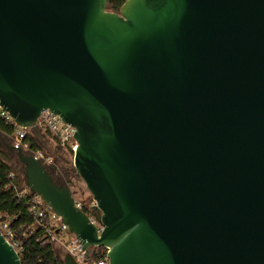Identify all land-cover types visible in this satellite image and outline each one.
I'll return each mask as SVG.
<instances>
[{
    "label": "water",
    "instance_id": "obj_1",
    "mask_svg": "<svg viewBox=\"0 0 264 264\" xmlns=\"http://www.w3.org/2000/svg\"><path fill=\"white\" fill-rule=\"evenodd\" d=\"M0 0V108L74 129L100 212L13 150L87 264H264V0ZM63 264H77L65 253ZM0 264H21L0 230Z\"/></svg>",
    "mask_w": 264,
    "mask_h": 264
},
{
    "label": "trees",
    "instance_id": "obj_2",
    "mask_svg": "<svg viewBox=\"0 0 264 264\" xmlns=\"http://www.w3.org/2000/svg\"><path fill=\"white\" fill-rule=\"evenodd\" d=\"M125 0H108L107 10L117 13ZM15 127L0 119V135L3 138H11ZM50 137L58 150H62L58 140L49 132L44 131ZM28 152H42L39 133L29 132L22 140ZM70 155H73L71 152ZM16 163L18 170L10 165ZM50 173V172H49ZM57 185H66L58 182L50 173ZM35 196L30 194L24 186V174L22 166L17 162L13 152L5 146L0 149V230L3 237L17 252L21 264H63L60 256L55 254L53 245L48 237L51 228L48 218L44 215L39 218L33 214ZM78 203V202H76ZM81 204V203H80ZM83 211L88 205H94L92 199L86 204H81ZM86 212V211H85ZM91 216L99 222L100 212L94 205ZM106 255V249L96 248L91 252V264H98Z\"/></svg>",
    "mask_w": 264,
    "mask_h": 264
},
{
    "label": "built area",
    "instance_id": "obj_3",
    "mask_svg": "<svg viewBox=\"0 0 264 264\" xmlns=\"http://www.w3.org/2000/svg\"><path fill=\"white\" fill-rule=\"evenodd\" d=\"M0 119H2L4 122L11 124L16 128L13 133V136L11 137L12 142L10 144L13 147L14 151L22 150L25 154L31 155L36 160L40 161L42 165L46 167L47 170L53 166V158L51 156H48L41 151L29 153L26 146L22 144V140L26 137V135L29 132L35 133L34 131L17 127L13 123L9 115L1 108ZM35 125L37 130V133L35 134H38L39 131L47 130L58 140V143L62 150L69 151L72 154L74 153L76 149V143L73 140L74 129L68 125H65L58 116L53 115L49 111H45L40 115ZM33 202L34 205H36L35 210H33V214L35 216H38L39 218H43L44 215H46L48 218V223H50L51 225V228L48 230V237L50 239L51 244H60L64 249V253L70 254L77 262V264H87L85 254L81 250L79 242L73 236L70 235V240L66 243L64 241H61V233H68L66 226L61 223V219L54 215L47 207H45L44 204L37 197ZM76 205L83 211V207L80 203H76ZM94 205L86 206V212H84L90 219L91 223L96 226L98 232H100L102 230L100 223L96 222L93 216H91V210ZM98 264H109L106 255L104 258L101 259Z\"/></svg>",
    "mask_w": 264,
    "mask_h": 264
},
{
    "label": "rangeland",
    "instance_id": "obj_4",
    "mask_svg": "<svg viewBox=\"0 0 264 264\" xmlns=\"http://www.w3.org/2000/svg\"><path fill=\"white\" fill-rule=\"evenodd\" d=\"M40 142L42 145V152L53 158V166L48 169L52 176L58 181L63 182L62 184L69 183L71 193L75 199V202L86 204L90 201L91 196L85 189L84 184L76 175L73 168V155H70L64 150H58L56 145L50 139L44 131H39ZM12 142L11 138H3L0 135V149H4L5 146H10ZM13 169L18 170L16 163L10 164ZM61 241L65 243L70 240V235L66 232H62ZM53 249L55 254L63 258L64 249L58 243H53Z\"/></svg>",
    "mask_w": 264,
    "mask_h": 264
},
{
    "label": "flooded vegetation",
    "instance_id": "obj_5",
    "mask_svg": "<svg viewBox=\"0 0 264 264\" xmlns=\"http://www.w3.org/2000/svg\"><path fill=\"white\" fill-rule=\"evenodd\" d=\"M96 249V248H95ZM93 250V249H92Z\"/></svg>",
    "mask_w": 264,
    "mask_h": 264
}]
</instances>
